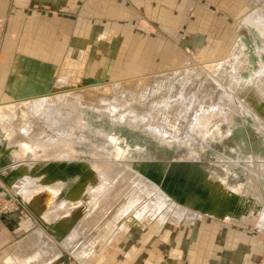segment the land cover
Listing matches in <instances>:
<instances>
[{
	"label": "rangeland",
	"instance_id": "obj_1",
	"mask_svg": "<svg viewBox=\"0 0 264 264\" xmlns=\"http://www.w3.org/2000/svg\"><path fill=\"white\" fill-rule=\"evenodd\" d=\"M201 5L206 8V19L201 20L205 26L190 30L187 23L162 26L160 18H149L133 0H0V104L13 101L10 87L17 83L22 90L31 83L36 95L41 88L46 90L44 94H51L62 82L66 85L60 91H86L90 86L115 81L136 82L129 79L184 68L186 63L196 68L221 61L235 44L242 46L247 57V67L240 74L248 78L259 62H264V53L256 54V46L261 49L263 44L250 26L241 22L248 16L264 15V0H201ZM191 9L189 23L196 20L195 9ZM99 31L105 34L98 37ZM27 63L37 70L24 69ZM110 120L85 110V136H90L92 143L100 142L97 133L115 138L135 169L166 178L178 195L182 167L191 170L194 177L211 173V178L227 177L228 187H245L249 182L242 165L253 157L264 160L263 137L255 130L253 118L245 114H235L229 130L222 124V136L207 143L205 149L196 146L195 158L183 163L174 162L184 156L175 145L160 146L143 134L142 127L112 125ZM6 143L0 132L1 168L11 163ZM87 146L86 142L78 151ZM218 161L229 167L227 175ZM174 176L179 178L173 179L177 185L172 182ZM232 176L238 184L228 182ZM3 181L0 176V260L39 228L24 205L4 188ZM197 184L191 185L197 188ZM66 193V187L59 191L57 204ZM209 196L216 198L217 194L210 191ZM186 209L196 213L192 222L187 216L177 224L169 219L157 232L159 225L153 219L129 225L125 232L116 230L117 242L101 264H264V233L255 230L258 214L219 220ZM124 215L128 219L132 214ZM36 232L43 235L42 230ZM59 262L79 264L68 252Z\"/></svg>",
	"mask_w": 264,
	"mask_h": 264
},
{
	"label": "bare ground",
	"instance_id": "obj_2",
	"mask_svg": "<svg viewBox=\"0 0 264 264\" xmlns=\"http://www.w3.org/2000/svg\"><path fill=\"white\" fill-rule=\"evenodd\" d=\"M241 24L261 36L263 48L255 45L260 56L264 53V15L245 17ZM247 64L242 46L235 44L221 61L196 68L186 63L184 68L129 79L136 82L60 91L66 85L62 82L47 95L44 88L36 95L31 83L23 90L18 83L12 85L8 97L13 101L0 104V132L11 160L0 167L4 188L79 264H101L117 242L115 231L125 232L129 225L157 219L158 232L169 219L177 224L187 216L192 222L196 213L135 169L115 138L97 133L100 142L92 143L90 136H85L83 112L96 111L128 128L142 127L159 145H175L185 159L195 158L196 146L205 149L208 142L220 138L222 124L229 130L235 114L252 117L264 143V62L243 78L240 73ZM32 66L27 63L24 69L37 70ZM86 142L88 148L79 152L78 147ZM217 163L224 165L227 175L229 167ZM242 166L249 182L245 187H228L227 177L201 179L206 187L203 210L219 220L258 214L255 228L264 233V160L253 157ZM65 187V198L57 204L55 197ZM210 191L216 198L208 197ZM124 213L132 215L124 219ZM43 238L36 232L17 249L22 256L36 257L38 250L33 249L39 244L52 247Z\"/></svg>",
	"mask_w": 264,
	"mask_h": 264
},
{
	"label": "crops",
	"instance_id": "obj_3",
	"mask_svg": "<svg viewBox=\"0 0 264 264\" xmlns=\"http://www.w3.org/2000/svg\"><path fill=\"white\" fill-rule=\"evenodd\" d=\"M133 1L138 6L143 8L144 12L149 18L151 19L160 18V21L162 22L161 23L162 26L175 25L178 23L180 24L187 23L188 28L190 30L193 29L194 27L198 29L199 26L201 25L205 26V23L203 21L201 22V20L203 18L206 19L204 15L206 8H203V6L201 5V0H194L192 2H189L187 0H180V1H177V0H133ZM192 7L195 9L194 11H195L196 20L193 23L192 22L189 23L190 19H188V21L186 20H187V17L190 16L189 13L192 11L191 9ZM100 31L106 32L103 29ZM41 228L42 227L39 224V228L37 230H42ZM36 231L30 233L28 236H30L31 234H34ZM42 232H43V235H41V237L42 238L44 237L43 238L44 241H47L53 245L51 248L49 246H46L45 244H39L37 248L33 249V250H38V253L35 254L36 257L28 258L27 254L25 256H22L20 254L18 250L19 244L17 243L13 246L14 249L12 250V252L6 255L4 260H0V264H63L59 262V258L62 257L64 253H66L65 250L62 247H60L59 244H57V241H55L54 237L51 234H49L45 230H42ZM48 234L53 237V240L48 238L47 236ZM19 254L20 256H18Z\"/></svg>",
	"mask_w": 264,
	"mask_h": 264
},
{
	"label": "flooded vegetation",
	"instance_id": "obj_4",
	"mask_svg": "<svg viewBox=\"0 0 264 264\" xmlns=\"http://www.w3.org/2000/svg\"><path fill=\"white\" fill-rule=\"evenodd\" d=\"M264 36V35H263ZM209 143V142H208ZM182 169H183V172H182V174H181V180H178L179 178L177 177V176H174V177H172V182L174 183V184H176L174 181H176V180H173V179H177L178 181H181L182 183L181 184H178L179 186H181L180 187V189H178L177 187V190H179L180 192H181V194L180 195H178L177 193H176V190L171 186V185H167L168 184V182H169V180H167L166 178H162V177H156V176H154L152 173H150V172H144V171H141V172H143V173H146L147 175H148V177L151 179V180H153L157 185H161V188H163V189H165V190H167V192H173V191H175V193H176V196L178 197L177 199H179V200H181V201H184V202H191L194 198H196L197 196V199L198 200H200V202H199V209L198 210H202L203 212H201V214H208V215H211L210 213H209V211H205V210H203V206L204 205H206L207 203H205L204 202V200H205V197L202 195V192L206 189V187L205 186H203L202 185V183H200L199 181H198V178H200V179H202L203 177H205V176H210L211 175V173L210 174H204V173H202V174H198V176L197 177H194V176H192V174H191V170H189V169H187L186 167H182ZM214 175V174H213ZM67 177L69 178V179H71V176L70 175H67ZM185 177H188L189 179H187V178H185ZM164 180V181H163ZM198 182H197V181ZM194 183V182H196V183H198L197 184V189H195V188H193V186L191 185L192 183ZM229 183H232V184H238L239 182H238V180L236 179V177L235 176H232V180L231 181H228ZM191 183V184H190ZM167 185V186H166ZM177 185V184H176ZM175 185V186H176ZM201 201H202V203H201ZM210 206V205H209Z\"/></svg>",
	"mask_w": 264,
	"mask_h": 264
},
{
	"label": "water",
	"instance_id": "obj_5",
	"mask_svg": "<svg viewBox=\"0 0 264 264\" xmlns=\"http://www.w3.org/2000/svg\"><path fill=\"white\" fill-rule=\"evenodd\" d=\"M251 30H252V32L254 33V35L256 36V37H258V38H260V39H262L261 38V36L259 35V34H257V32L253 29V28H251ZM24 98H27V97H24ZM112 123V122H111ZM112 125H116V124H113L112 123ZM122 126V125H121ZM123 127H125V126H123ZM143 134L144 135H146L144 132H143ZM212 141V140H211ZM158 144V143H157ZM159 145V144H158ZM160 146H163V145H160ZM188 161H190V159H185V158H183V156H179L178 157V159H175L174 160V162H177V163H183V162H188ZM198 181L201 183V179L200 178H198ZM178 189H180L179 187H177ZM163 189V188H162ZM195 189H197V188H195ZM166 193H168L171 197H172V199H174L177 203H179V204H183V205H186L188 208H190V209H193V210H198L199 209V202H200V200H198L197 199V197L196 198H194L191 202H184V201H181V200H179V199H177L178 197L176 196V193H175V191H173V192H167V190H165V189H163ZM65 197V196H64ZM9 197H7V199H8ZM63 199V198H62ZM201 203H202V201H201ZM188 204H191L192 206L191 207H189L188 206ZM22 205V204H21ZM25 207V206H24ZM26 208V207H25ZM255 230L257 231V229L255 228Z\"/></svg>",
	"mask_w": 264,
	"mask_h": 264
}]
</instances>
